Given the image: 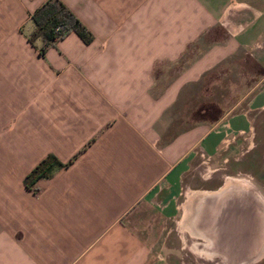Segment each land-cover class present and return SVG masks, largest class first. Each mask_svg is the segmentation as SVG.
I'll return each instance as SVG.
<instances>
[{
    "label": "crops",
    "instance_id": "1",
    "mask_svg": "<svg viewBox=\"0 0 264 264\" xmlns=\"http://www.w3.org/2000/svg\"><path fill=\"white\" fill-rule=\"evenodd\" d=\"M42 1L0 0V264L167 261L154 249L168 245L170 222L182 218L190 166L222 147L240 153L264 107V73L241 108L211 124L161 142L156 123L204 70L259 44L264 3L62 0L93 38L70 31L41 55L27 34ZM207 37L186 66L157 69ZM48 152L77 155L34 191L23 178Z\"/></svg>",
    "mask_w": 264,
    "mask_h": 264
},
{
    "label": "rangeland",
    "instance_id": "2",
    "mask_svg": "<svg viewBox=\"0 0 264 264\" xmlns=\"http://www.w3.org/2000/svg\"><path fill=\"white\" fill-rule=\"evenodd\" d=\"M249 2L264 3V0ZM216 30L215 38H222L221 30ZM209 41L207 37L191 43L179 60L161 63L157 69L160 73L172 74L197 57ZM258 41L259 44L236 49L184 88L178 100L156 123L161 142L196 123L211 124L224 110H236L245 104L264 73L257 60L264 59V37ZM248 133L240 153H236L237 149L225 150L222 147L213 157L199 155L190 166L178 198L182 218L179 220L177 217V221L170 222V229L166 231L168 245L155 247V254L167 256V261L159 260L156 264H235L240 261V255L236 250H229L220 234H225L226 228L232 225L242 226L245 219L253 224L255 231L260 228L259 232L264 234V107L254 113ZM216 190H222L220 195L203 202L195 222L210 234L213 243L203 251L196 250L193 243L205 239L192 234L182 221L187 206L195 197L209 196L206 192ZM208 212L212 213L210 220L206 219ZM217 249L220 253L216 252ZM223 257L233 260L224 262ZM244 264H264V248L260 256L251 257Z\"/></svg>",
    "mask_w": 264,
    "mask_h": 264
},
{
    "label": "trees",
    "instance_id": "3",
    "mask_svg": "<svg viewBox=\"0 0 264 264\" xmlns=\"http://www.w3.org/2000/svg\"><path fill=\"white\" fill-rule=\"evenodd\" d=\"M30 18L34 23V27L27 34V38L38 48L41 55L45 54L49 45L55 44L57 40L70 31H75L86 43L93 38L92 32L62 0L42 1L30 13ZM37 38L42 41L39 46L35 42ZM76 155L63 161L52 152L46 153L25 174L24 184L34 191L38 190L37 181L39 179L52 177L58 169L68 166Z\"/></svg>",
    "mask_w": 264,
    "mask_h": 264
},
{
    "label": "bare ground",
    "instance_id": "4",
    "mask_svg": "<svg viewBox=\"0 0 264 264\" xmlns=\"http://www.w3.org/2000/svg\"><path fill=\"white\" fill-rule=\"evenodd\" d=\"M221 191L216 190L215 192L213 191L206 192V194H208L209 196H204V194L199 195L200 197L199 196L195 197L192 200V202H190L189 205L187 206L188 210L185 217L183 218L182 221L183 225L187 229H189V231L192 234L203 237V239H205L201 242L197 241L193 243V247L196 250L198 249L203 251L204 248L206 249V247H209L213 243L210 234L206 230L201 229L198 225H196L195 223L197 221L196 216L199 214L200 209L203 206V202L207 200H211V198H216L217 196L220 195ZM262 203L264 207V200H262ZM211 211L213 212V209H211ZM211 215L212 213L208 212V214H206V219L210 220ZM218 216L219 213L217 217ZM245 222L243 223L242 226L232 225L230 226V228L227 227L225 230V234L224 233L220 234V237L224 238V240L226 241V245L228 246V248H230L229 250H236L239 253L238 255H240L239 258L240 261H237L235 264H244L251 257H258L260 255V251H262V249L264 248V234H262L261 231L259 232L260 228L257 229V231H255L254 227L252 226L253 225L252 223L249 224V221L247 222L246 219ZM257 238L260 240V244L258 245L256 244V242L254 243L253 241L254 239L257 240ZM201 243H202L201 247H198L199 244ZM216 252L220 253L218 249ZM222 259L224 262L225 261L229 262L233 260V259L230 260L225 257H223Z\"/></svg>",
    "mask_w": 264,
    "mask_h": 264
},
{
    "label": "flooded vegetation",
    "instance_id": "5",
    "mask_svg": "<svg viewBox=\"0 0 264 264\" xmlns=\"http://www.w3.org/2000/svg\"><path fill=\"white\" fill-rule=\"evenodd\" d=\"M253 241H254V243L256 242L257 245L260 244V240H259L258 238H257V240L254 239ZM261 252H262V251H260V254H261ZM259 256H260V255H259Z\"/></svg>",
    "mask_w": 264,
    "mask_h": 264
}]
</instances>
